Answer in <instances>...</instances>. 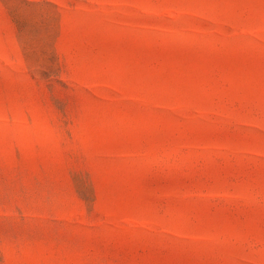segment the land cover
<instances>
[{
	"label": "rangeland",
	"instance_id": "374dc122",
	"mask_svg": "<svg viewBox=\"0 0 264 264\" xmlns=\"http://www.w3.org/2000/svg\"><path fill=\"white\" fill-rule=\"evenodd\" d=\"M0 264H264V0H0Z\"/></svg>",
	"mask_w": 264,
	"mask_h": 264
}]
</instances>
